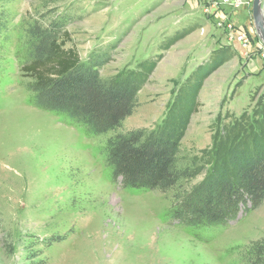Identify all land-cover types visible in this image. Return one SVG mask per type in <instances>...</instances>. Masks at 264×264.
<instances>
[{
	"label": "rangeland",
	"instance_id": "rangeland-1",
	"mask_svg": "<svg viewBox=\"0 0 264 264\" xmlns=\"http://www.w3.org/2000/svg\"><path fill=\"white\" fill-rule=\"evenodd\" d=\"M208 1L0 0L8 23L0 33V264H248L249 247L264 241V198L223 228L179 224L174 191L112 180L104 147L114 132L92 134L36 107L20 71L27 23L67 12L66 45L83 61L103 59L101 78L144 77L137 106L115 132L157 129L198 82L176 156L189 190L224 146L264 129V70L243 71L249 55L238 58L236 47L264 59L263 41L248 19L239 23L243 47L223 24V5ZM56 236L65 238L49 244Z\"/></svg>",
	"mask_w": 264,
	"mask_h": 264
},
{
	"label": "trees",
	"instance_id": "trees-1",
	"mask_svg": "<svg viewBox=\"0 0 264 264\" xmlns=\"http://www.w3.org/2000/svg\"><path fill=\"white\" fill-rule=\"evenodd\" d=\"M71 17L64 12L45 23L37 19L27 23L28 48L20 71L33 104L72 119L89 133L114 132L104 147L112 180L136 190L174 191L171 218L181 225L223 228L259 206L264 198V129L249 140L224 146L208 175L191 189H182L188 173L177 166L176 156L197 106L199 83L184 88L187 92L172 102L157 129L115 132L137 106L136 93L144 77L130 72L101 78L103 59L83 61L73 46L66 45ZM7 31L0 10V33ZM64 238L53 237L49 244ZM247 261L264 264V241L249 247Z\"/></svg>",
	"mask_w": 264,
	"mask_h": 264
},
{
	"label": "crops",
	"instance_id": "crops-1",
	"mask_svg": "<svg viewBox=\"0 0 264 264\" xmlns=\"http://www.w3.org/2000/svg\"><path fill=\"white\" fill-rule=\"evenodd\" d=\"M193 3H190V5L195 6L198 2H201L202 0H192ZM244 2V4L239 7V8H232L230 6H223V13L228 17V20L231 21L233 24L236 25H243L244 24H239V23H245L244 21H247L249 19V23L253 29V20H252V16H251V4H252V0H242ZM209 2V1H208ZM248 2V3H247ZM247 3V4H245ZM263 9H264V0H263ZM199 6H201V4H199ZM211 7V5H208ZM251 32L256 33L255 29ZM257 34V33H256ZM263 46V45H262ZM238 49V58H244V56L249 55V62H246L243 64V71H247V72H252V70H256L255 74H260L262 72V70H264V64L262 62V60H264L263 58H260V56H255L254 53H246V51H240V46H236ZM262 48V47H261ZM264 49V47H263ZM244 50V49H243ZM261 52V50H260ZM260 55L262 56V53H260ZM264 57V54L263 56ZM255 72V71H254ZM246 74V73H245Z\"/></svg>",
	"mask_w": 264,
	"mask_h": 264
},
{
	"label": "built area",
	"instance_id": "built-area-1",
	"mask_svg": "<svg viewBox=\"0 0 264 264\" xmlns=\"http://www.w3.org/2000/svg\"><path fill=\"white\" fill-rule=\"evenodd\" d=\"M211 2H212V4H214L213 0L209 1V3H211ZM218 2L223 6L227 5V6H230L232 8H239L244 4V2L242 0H218ZM247 3H245V4H247ZM222 20H223V24L227 28L235 29L236 33L234 36V40L239 42L243 47H246L248 45V40H247V36H246L247 32H246L244 26L233 24L231 21L228 20V17L224 13H223Z\"/></svg>",
	"mask_w": 264,
	"mask_h": 264
},
{
	"label": "water",
	"instance_id": "water-1",
	"mask_svg": "<svg viewBox=\"0 0 264 264\" xmlns=\"http://www.w3.org/2000/svg\"><path fill=\"white\" fill-rule=\"evenodd\" d=\"M263 0H252L251 16L256 33L264 44V9Z\"/></svg>",
	"mask_w": 264,
	"mask_h": 264
},
{
	"label": "bare ground",
	"instance_id": "bare-ground-1",
	"mask_svg": "<svg viewBox=\"0 0 264 264\" xmlns=\"http://www.w3.org/2000/svg\"><path fill=\"white\" fill-rule=\"evenodd\" d=\"M55 131V130H54Z\"/></svg>",
	"mask_w": 264,
	"mask_h": 264
}]
</instances>
